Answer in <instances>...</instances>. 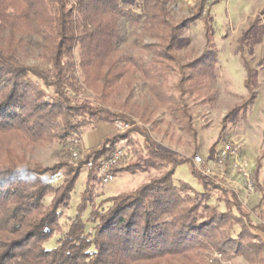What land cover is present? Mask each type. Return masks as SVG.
I'll use <instances>...</instances> for the list:
<instances>
[{
  "label": "trees",
  "instance_id": "obj_1",
  "mask_svg": "<svg viewBox=\"0 0 264 264\" xmlns=\"http://www.w3.org/2000/svg\"><path fill=\"white\" fill-rule=\"evenodd\" d=\"M168 2L0 0V264H201L209 252L228 261L241 257L248 264H264V241L253 233H264V226L251 224L250 211L237 194L197 173L190 159L157 147L144 127L150 123L148 103L111 102L141 80L179 129L197 137L187 98L214 100L213 19L209 10L203 14L204 0H196L191 17L182 20L171 16ZM122 19L133 38L125 54L117 51ZM198 19L207 50L184 61L178 55L180 44L189 45L183 31ZM29 36L41 40L46 70L18 60ZM36 80L53 89L54 97L46 98ZM250 96L253 100L251 92ZM117 121L129 128L104 138L84 159L94 163L106 159L137 133L145 155L114 168L113 174L152 169L158 175L102 200L107 207H93L84 220L93 182L99 181L96 170L86 169V186L67 231L54 247L46 248L59 229L61 209L70 206L81 172L61 163L46 169L22 167L26 153L42 143H65L71 132L81 133L85 126L84 132L95 123ZM182 165L190 167L202 192L184 181L175 183ZM61 170L62 182L53 187L51 181ZM213 193L215 204L210 203ZM47 196L52 197L49 205L44 203ZM87 221L93 224L92 231H86Z\"/></svg>",
  "mask_w": 264,
  "mask_h": 264
},
{
  "label": "rangeland",
  "instance_id": "obj_2",
  "mask_svg": "<svg viewBox=\"0 0 264 264\" xmlns=\"http://www.w3.org/2000/svg\"><path fill=\"white\" fill-rule=\"evenodd\" d=\"M195 2L196 0H169L167 9L175 20L187 19L192 15L191 10ZM213 2L214 0H204L203 14L209 10L213 19V42L217 50V81L213 85L214 100L212 103L187 98L191 109L192 124L197 133L195 139L179 129L165 108L157 106L141 80L134 81L133 90L130 93L121 91L111 102L115 104L127 102L139 106L148 103L150 105L149 112H151L150 123L144 127L149 131L151 139L159 149L174 151L179 156L190 159L197 173H199V166L194 163L195 156L201 157L202 161H205L203 167L209 166L215 169L214 153L216 150L227 143L236 146L238 148L237 156L226 162L224 171L221 174L215 171L214 176L205 177L228 189H231L228 184L232 181H241L244 189L251 196H256L259 199L255 208H249L251 209L250 222L254 225L264 226V0H221L214 4ZM130 31L128 22L122 19L117 42L119 54L129 51L133 40ZM183 36L189 40L188 46L180 44L178 47V55L184 61L198 58L207 50L201 19L186 28L183 31ZM25 42L23 50L18 55L20 63L28 67L46 70L48 66L40 57L41 40L35 36H29ZM247 69L251 73L248 79L249 92L245 85V80L248 78ZM36 82L40 88L45 90L46 98L54 97L53 89H46L40 81L36 80ZM250 92L253 94V100ZM133 121L138 126H142L138 118ZM108 125L113 134L118 133L115 123ZM83 128L81 133L71 132L65 143L54 141L35 145L30 152L26 153L25 160L20 165L46 169L61 163L81 172L71 196L70 206L61 209L59 229L46 242V248L54 247L56 241L67 231L86 186L88 171L80 161L73 159L71 149L78 150L82 156L86 157L91 150L86 151L83 148L82 139L84 146L89 148L95 145L100 146L102 139L106 136L107 130L97 127L87 131L83 137V130L87 126ZM89 137H92L93 140L91 144L87 140ZM73 138L77 139V143L71 144ZM118 147L123 148L126 152V164L133 162L138 155H145L146 152L143 139L137 133L130 134L129 139L121 142ZM239 163L242 164V167L234 166ZM181 167L182 171H185L186 181L195 190L202 192V186L192 176L190 167L188 165ZM244 170L249 174L251 186L244 175ZM216 174L221 177H217ZM156 175L158 173L151 169L147 173H122L107 185H101L98 180L94 181L93 195L84 212V220L89 217L93 207L98 206V209L107 207V205L100 204L102 200L112 197L116 193L136 189L148 177ZM63 176L64 171L61 170L52 179V186L57 187L61 184ZM174 181L177 184L180 180L174 176ZM212 197L210 203L215 204L216 193H213ZM51 198V196L45 197L44 203L49 205ZM247 205L252 206L251 201H247ZM220 208L223 209V206L220 205ZM92 227L93 224L87 221L86 231H92ZM237 233L238 230L235 234ZM213 253H206L201 264H206L207 258ZM224 261L227 264H248L241 257L230 261L224 258Z\"/></svg>",
  "mask_w": 264,
  "mask_h": 264
},
{
  "label": "built area",
  "instance_id": "obj_3",
  "mask_svg": "<svg viewBox=\"0 0 264 264\" xmlns=\"http://www.w3.org/2000/svg\"><path fill=\"white\" fill-rule=\"evenodd\" d=\"M116 128L118 133L125 132L128 128V124H123L121 122H115ZM77 143V139L73 138V141L71 144ZM71 155L73 159L76 161L82 162V166L87 170H96L98 179L101 184L107 185L110 182H112L115 179V175L113 174V169L117 168L118 166H121L127 162V155L123 148L118 147L116 148L111 156H109L106 159H102L98 161L97 163H94L92 160H85L84 156H82L78 150L71 149ZM238 148L234 145H231L229 143L223 144L216 150L214 153V165L215 169L213 167H203L205 164V161H202L201 157L195 156L194 157V163L199 166V173L203 176H214V172H218L221 174L225 169V164L227 161H229L232 157L237 156ZM242 167V164H235L234 166ZM244 175L247 178V181L249 182V185L251 186V182L249 181V174L246 170H244ZM217 177H221V175H217ZM206 264H227L224 261V257L214 252L209 258H207Z\"/></svg>",
  "mask_w": 264,
  "mask_h": 264
},
{
  "label": "crops",
  "instance_id": "obj_4",
  "mask_svg": "<svg viewBox=\"0 0 264 264\" xmlns=\"http://www.w3.org/2000/svg\"><path fill=\"white\" fill-rule=\"evenodd\" d=\"M97 127H103V129H105V130H107L106 131V136L104 137V138H106V137H108V136H110V135H112L113 134V132H111V128H110V126L108 125V124H106V123H100V122H98V123H95L94 125H93V127H92V129H95V128H97ZM108 127V128H107ZM92 129H90V130H92ZM87 131H89V130H87ZM87 131H85L82 135H83V137H84V134L87 132ZM82 137V138H83ZM103 138V139H104ZM102 139V140H103ZM87 140H88V142H89V144H91L92 142H93V140H92V137H89V138H87ZM81 143H82V145H83V148L86 150V151H90V150H94L95 148H97L99 145H95V146H93V147H86V146H84V142H83V139H82V141H81ZM99 143V142H98ZM97 143V144H98ZM183 166V165H182ZM185 174V171L183 170L182 171V167L180 166V167H178L177 168V170H176V174H175V176H176V178L178 179V180H180V181H184V182H186V183H188V184H190L188 181H186V179L184 178V175ZM228 187H230L231 188V190H233L236 194H237V197H238V199L240 200V202L249 210V211H251V209H249V208H255L257 205H258V203H259V199H257L256 198V196H251L245 189H244V186L242 185V183H241V181H239V180H235V181H232L230 184H228ZM247 201H251V203H252V206H248L247 205ZM252 224V223H251ZM253 226H260L261 224H258V225H254V224H252ZM253 233L255 234V235H258L263 241H264V233L263 232H260V231H253Z\"/></svg>",
  "mask_w": 264,
  "mask_h": 264
}]
</instances>
